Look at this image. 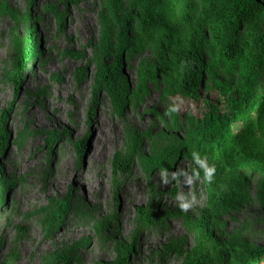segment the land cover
Returning <instances> with one entry per match:
<instances>
[{
    "label": "rangeland",
    "instance_id": "1",
    "mask_svg": "<svg viewBox=\"0 0 264 264\" xmlns=\"http://www.w3.org/2000/svg\"><path fill=\"white\" fill-rule=\"evenodd\" d=\"M144 3L152 8L147 22ZM156 6L0 0V128L8 135L0 149V264H182L201 236L204 264H239L236 253L264 246V170L230 174L199 150L195 130L208 104L222 99L212 82L241 92L245 71L226 68L206 33L199 50L212 67L199 95L174 93L163 74L170 53L161 55V46L184 47L187 29L180 8ZM237 35L264 48V12ZM33 39L36 50L16 82ZM117 51L115 75L104 74ZM253 92L264 95V69ZM191 150L216 172L210 183H193L196 202L182 212L176 185L163 184L158 172L191 168ZM116 156L127 157L125 168ZM123 242L134 245L125 261Z\"/></svg>",
    "mask_w": 264,
    "mask_h": 264
},
{
    "label": "trees",
    "instance_id": "2",
    "mask_svg": "<svg viewBox=\"0 0 264 264\" xmlns=\"http://www.w3.org/2000/svg\"><path fill=\"white\" fill-rule=\"evenodd\" d=\"M149 1L153 5L157 3L156 7L180 8L183 24L187 29V42L184 47L170 49L168 45L161 46V55L165 51L170 53V56L164 57L163 74L174 93L191 98L199 95L206 69L212 67L203 65V54L199 50L206 33L210 36L215 54L226 68L231 71L242 68L245 71L241 92L212 82L211 86L219 91L222 99L219 103H209L204 116L198 121L195 130L198 139L203 143L199 150L210 155L213 161L220 160L233 175L242 170H248L249 173L264 170V147L259 137V134L264 137V95L253 92V81L264 69V48L249 44L237 35L242 23L264 12V4L260 0H229L220 6L210 4L208 0ZM143 7L144 22H147L152 8L147 3ZM126 22L121 20V27H125ZM35 44L36 39H33V43L21 54L18 68L13 75L16 82L20 81L21 70L26 68L27 61L36 50ZM119 53L116 52L115 62L104 74L115 75ZM235 124L241 125L239 130H235ZM7 137V132L1 127L0 149ZM126 159L127 157L122 159L116 156L114 163L122 169L126 166L123 164ZM1 182L0 171V184ZM61 206V211L67 210V200H62ZM138 212L143 220H150L144 207H138ZM51 219H54V215ZM133 247L132 244L121 243V260L128 259ZM205 248L206 240L201 236L199 243L183 255L182 264H204ZM235 258L239 264H262L264 246L238 252Z\"/></svg>",
    "mask_w": 264,
    "mask_h": 264
},
{
    "label": "clouds",
    "instance_id": "3",
    "mask_svg": "<svg viewBox=\"0 0 264 264\" xmlns=\"http://www.w3.org/2000/svg\"><path fill=\"white\" fill-rule=\"evenodd\" d=\"M168 111L176 112L177 106L172 105ZM191 157V168L180 167L176 171H169L167 168H161L158 175L163 184H174L178 191L173 197L176 207L180 211L186 212L196 202V196L191 191V186L194 182L203 181L210 183L215 175L216 166L214 163H209L206 155H201L197 150H191L189 153ZM188 186V191L180 190L183 186Z\"/></svg>",
    "mask_w": 264,
    "mask_h": 264
}]
</instances>
